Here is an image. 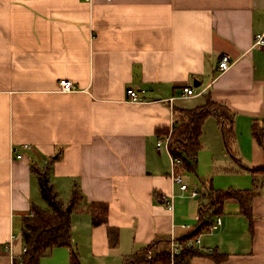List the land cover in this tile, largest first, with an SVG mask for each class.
Instances as JSON below:
<instances>
[{
    "label": "crops",
    "instance_id": "0c3cea01",
    "mask_svg": "<svg viewBox=\"0 0 264 264\" xmlns=\"http://www.w3.org/2000/svg\"><path fill=\"white\" fill-rule=\"evenodd\" d=\"M257 35L264 0H0V264H10L9 246L14 256L25 248L23 217L49 208L32 166L47 168L64 207L75 187L83 203L109 207L98 227L71 214L69 264L72 251L79 264H124L149 244L169 249L172 233L180 239L195 228L209 189L255 191L252 221L225 201L211 221L221 226L200 234L205 256L191 264H264V174L250 171L264 164L253 136L264 122ZM224 54L234 64L219 74ZM62 79L75 91L60 92ZM184 87L198 96H183ZM129 89L141 102H130ZM208 96L231 113L234 136L226 148L218 118L206 119L197 171L208 183L182 193L157 143ZM186 172L178 168L183 179ZM108 227L118 231L116 248Z\"/></svg>",
    "mask_w": 264,
    "mask_h": 264
},
{
    "label": "trees",
    "instance_id": "16d2710c",
    "mask_svg": "<svg viewBox=\"0 0 264 264\" xmlns=\"http://www.w3.org/2000/svg\"><path fill=\"white\" fill-rule=\"evenodd\" d=\"M188 120L174 128L170 149L174 157L181 160L180 171L196 173L197 158L201 150L200 138L202 127L206 119L216 116L221 125L225 147L228 148L233 139L232 115L221 104L213 102L210 97L206 98V104L192 110L184 111ZM169 129L163 128L158 131L160 136L168 134ZM253 136L264 149V122L253 127ZM32 173L39 177L41 194L48 204V209L33 206L31 213L22 220V238L26 252L22 261L15 259L14 264H40V260L47 252L57 247H70L72 241L71 214H88L94 227L107 225L109 207L106 203H83V196L75 187L70 195L68 205L64 207L56 198L52 186L49 183L47 168L31 167ZM253 174H264V164L250 170ZM252 190H213L209 189L207 197H202L206 204H202L199 210L198 222L195 228L179 240L187 242L195 239L202 233L210 232L211 221L223 211V205L228 199L236 200L240 205L241 213L252 221V200L256 196ZM108 238L111 248L118 246L119 236L115 228L108 227ZM149 251L154 255L147 259ZM205 256L204 253L195 249L183 250L175 259L174 264H191L192 258ZM219 262L218 256L210 255ZM220 257V256H219ZM71 264H79L78 257L72 251ZM124 264H170L168 247L158 251L156 244H149L144 249L128 257Z\"/></svg>",
    "mask_w": 264,
    "mask_h": 264
},
{
    "label": "built area",
    "instance_id": "2783aa9c",
    "mask_svg": "<svg viewBox=\"0 0 264 264\" xmlns=\"http://www.w3.org/2000/svg\"><path fill=\"white\" fill-rule=\"evenodd\" d=\"M86 2H91L92 0H83ZM254 47H261L264 46V35H257L254 39L253 43ZM234 62L231 60V57L228 54H224L221 57V60L219 61L218 64V69H219V74H222L226 71H228L232 66ZM59 91L62 93H70L75 91V87L73 85V82L68 79H62L59 82ZM129 96V100L132 103H138L141 102L139 99L137 92L133 89H129L127 92ZM183 96L185 97H196L198 96L197 93H195V90L191 87H184L183 88ZM173 124V123H172ZM174 125V124H173ZM171 126L170 132L167 135V137L163 141H159L157 143V148L158 150L163 149L166 151V153L169 156L170 159V179L172 182L173 186H178L180 191L182 193H186L189 188L188 185L184 182L183 176L178 173V168L181 166V160L179 158H176L172 155L171 149H170V139L172 132L174 130V126ZM29 145H23L22 149L26 150L29 149ZM12 154L15 155L17 159H21L23 157L22 154L18 153L17 149H12ZM199 196V191L197 189H193L190 191L189 197L190 198H196ZM174 199L175 195L172 194L170 199L167 201V208L169 210H173L174 207ZM221 226V219L217 218L214 223L211 224L210 227V232L217 230ZM189 226L187 225H182V228H188ZM10 249V264H14L15 259L22 261V257L24 253L26 252V248L23 249L21 255L19 256H14L13 253L11 252V246H9ZM185 249H195L199 250L200 249V235L196 237L193 240L187 241V242H182L178 238L175 237L174 233H172L171 240L169 243V249H168V255H169V260L170 264L175 263L176 257ZM154 255L153 251H149L147 255V259H151Z\"/></svg>",
    "mask_w": 264,
    "mask_h": 264
},
{
    "label": "rangeland",
    "instance_id": "374dc122",
    "mask_svg": "<svg viewBox=\"0 0 264 264\" xmlns=\"http://www.w3.org/2000/svg\"><path fill=\"white\" fill-rule=\"evenodd\" d=\"M184 176V182L189 186V188H195L196 186H201L202 183H208L203 179V177L196 171V173L186 172ZM40 188V186H39ZM41 198L43 197L41 194ZM46 201V200H44ZM47 203V202H46ZM67 248L66 247H57L46 253L40 260V264H69L67 263L68 259Z\"/></svg>",
    "mask_w": 264,
    "mask_h": 264
}]
</instances>
